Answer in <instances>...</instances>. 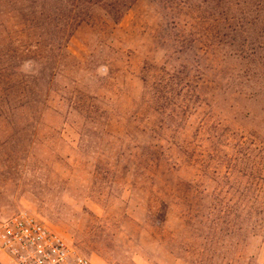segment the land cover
<instances>
[{
    "label": "rangeland",
    "instance_id": "1",
    "mask_svg": "<svg viewBox=\"0 0 264 264\" xmlns=\"http://www.w3.org/2000/svg\"><path fill=\"white\" fill-rule=\"evenodd\" d=\"M21 211L93 264H264V0H0Z\"/></svg>",
    "mask_w": 264,
    "mask_h": 264
},
{
    "label": "built area",
    "instance_id": "2",
    "mask_svg": "<svg viewBox=\"0 0 264 264\" xmlns=\"http://www.w3.org/2000/svg\"><path fill=\"white\" fill-rule=\"evenodd\" d=\"M0 256L8 257L12 264H93L27 211L0 220Z\"/></svg>",
    "mask_w": 264,
    "mask_h": 264
}]
</instances>
